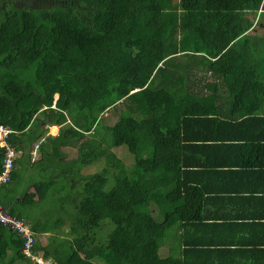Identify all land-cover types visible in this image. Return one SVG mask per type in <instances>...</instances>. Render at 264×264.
Segmentation results:
<instances>
[{
	"label": "trees",
	"instance_id": "16d2710c",
	"mask_svg": "<svg viewBox=\"0 0 264 264\" xmlns=\"http://www.w3.org/2000/svg\"><path fill=\"white\" fill-rule=\"evenodd\" d=\"M42 1L48 5L36 10L0 4V123L13 128L10 142L23 154L0 199L33 228L36 217L18 205L60 201L71 220L69 246L54 233L46 245L36 237L32 251L56 264H209L237 255L255 264L264 253L256 236L231 246L230 238L205 240L202 233L212 231L201 226L197 196L208 185L204 172L250 177L252 154L264 157L255 98L264 94L262 49L245 35L253 26L246 13L264 0ZM208 72L216 82L206 94L194 85ZM48 124L60 127L39 148L49 172L11 204L18 170L31 162L26 144L43 138ZM74 144L77 156L63 160L64 147ZM122 145L130 168L112 150ZM102 157L101 171H84ZM2 163L0 149V171ZM176 227L178 243L168 245ZM194 233L199 241L189 240ZM22 246L0 223V264H39Z\"/></svg>",
	"mask_w": 264,
	"mask_h": 264
},
{
	"label": "crops",
	"instance_id": "0c3cea01",
	"mask_svg": "<svg viewBox=\"0 0 264 264\" xmlns=\"http://www.w3.org/2000/svg\"><path fill=\"white\" fill-rule=\"evenodd\" d=\"M246 16L253 21V26L250 28L245 35L251 36L253 39L250 44L260 42L261 53L260 63L261 71H264V6L262 5L260 9L256 11H248ZM263 43V44H262ZM264 73V72H263ZM263 79H264V75ZM215 77L211 76V73H205V78L202 81H197L195 83L196 88H203L206 90V94L209 92L210 85L214 86L216 82ZM260 95V96H259ZM255 98L258 100V105H260L259 114L264 116V94L259 93ZM255 100L256 103V99ZM253 103V102H252ZM48 129L50 127H56L57 131L52 135H56L59 132V126L55 124H48ZM65 154H68L67 150H64ZM40 156L35 161H39L42 158V153L37 151ZM22 152L18 155L21 159ZM66 155H64L65 157ZM24 160V159H23ZM27 164H24L22 167L24 169L23 173L27 176L26 179V192L34 193V181H30L29 172L35 169L37 166L33 164L35 161L30 158ZM19 164V163H18ZM17 164V167H18ZM262 164V165H261ZM233 169V168H232ZM259 172V176H255L256 170ZM213 172H204L206 176L204 181L208 184L204 190V196L199 194L197 198H202L203 208H201L200 214L206 218L205 224L201 225L204 228H211L212 232H203L202 235L207 237L205 240L214 241L217 239H227L229 240V246L232 244L245 241L244 237L252 239L256 236L260 241H264V233H261L264 228V157L257 154H252L251 162L248 164V171L251 172L250 177H241L240 173L228 170L227 168H220V170L213 169ZM232 173L230 174L229 172ZM22 194L19 192H13V195H10L11 201L13 204L16 200L22 199ZM200 208H195L192 211V214H197ZM68 212L65 208L55 207L50 205L49 207H42L41 212L38 214L34 213L35 225L34 231L36 232L37 241L42 245H46L51 236L54 233H60V230L54 228L53 225L55 222H59V227L67 226L66 231L64 232V241L67 246L71 243V237L68 234L70 231L71 220L67 217ZM260 217V218H259ZM49 225L50 228H47L43 225ZM182 229L180 227L175 228L174 236H170L167 239L168 245H174L178 243L177 239L181 235ZM196 235V233H194ZM234 238V240L232 238ZM189 240H198V236L192 238L189 237ZM205 242V241H203ZM264 243V242H263ZM184 246L186 244L183 242ZM205 249L212 247V244H204ZM228 245V244H227ZM243 245V244H242ZM43 250V249H42ZM44 251V250H43ZM232 252V251H228ZM238 252V251H237ZM239 253V252H238ZM238 257L233 256V258H220L217 260L218 256H213L212 259H209V264L216 261L223 264H253L243 260H240ZM54 258L53 256H50ZM255 264H264V253L260 255V258L256 260Z\"/></svg>",
	"mask_w": 264,
	"mask_h": 264
},
{
	"label": "rangeland",
	"instance_id": "374dc122",
	"mask_svg": "<svg viewBox=\"0 0 264 264\" xmlns=\"http://www.w3.org/2000/svg\"><path fill=\"white\" fill-rule=\"evenodd\" d=\"M6 1L7 0H0V4H4ZM13 1L22 3L23 5H28L32 9H35V10L37 9L36 5H38V4L39 5L40 4L42 5V3H44L43 4L44 6H47L48 5L47 2H45V1H42L41 2V0H13ZM170 38H172V34L169 32L167 34V39H170ZM258 45L260 46V42H259ZM108 112L111 113L112 111H107V112H105L104 115H106ZM117 115H118V112L115 111V113L114 114L111 113L109 115V117H112L113 120H115L117 118ZM47 127L48 126H46L45 136L53 135L57 131V128L55 126L54 127H50L49 129ZM95 132L92 135H94V136L97 137L98 133L96 134ZM32 144L33 143H31L29 146H28V144H26V148H27L26 150H27V152H31L32 149L34 148L35 145L34 144L32 145ZM45 149H46L47 153L52 152V150H51V148L49 146L45 147ZM127 149L128 148L125 145H122L120 147H114L112 150L120 158H122V160L124 161V167L125 168H130L132 166V164H133V162H132V156H131L132 154ZM64 150H67L68 151V154H66V156L63 157V160H68V159L72 158L73 156H77L78 151H77V145L76 144H74L73 146L64 147ZM39 157L40 156L38 155V153L36 154V156H33V154H32V160L33 161H35ZM46 159H48V158H46ZM46 159H45V161H39L37 163V167L35 169H33L31 172H29L30 173L29 174V176H30L29 180L30 181H37V180H39V179L42 178L44 172H46V173L49 172V169L46 168L48 166V164H49V161H47ZM104 167H106L105 158L102 157L100 160L95 161V162L89 164L88 166H85L84 167V171L87 174H92V173L101 171L102 168H104ZM23 171H24V169L20 166V168L18 170V177H17L16 181L13 184V187L16 188V189H18L19 192H21V193H24L25 190H26V179H27V176L24 175ZM34 189H35V187H34ZM42 189L44 190L43 193H46L47 190H48L47 189V185H44ZM40 203H41V205H40ZM40 203L38 202L36 206L35 205L34 206H30V205H22V206H20V205H18L17 211H19L21 214H25V216H26V215H30L32 213L33 214L34 213L35 214H38L39 212H41L42 207L44 209V207L46 208V207H49L50 206L49 203H44V201H41ZM60 204H61V202L58 201L57 202V206L59 208H62V206ZM54 206L56 207V205H54ZM74 212L77 213L76 210H74ZM69 213H70V216H72V217L75 216V214L71 210L69 211ZM27 220L30 221L31 220L30 217ZM58 223L59 222H55L54 225H53V227L54 228H57L58 230H60V235H63V233L67 229V226L59 227L60 224H58ZM43 226H45L47 228H50V226L47 225V224L46 225H43ZM61 230H64V232L61 231Z\"/></svg>",
	"mask_w": 264,
	"mask_h": 264
},
{
	"label": "built area",
	"instance_id": "2783aa9c",
	"mask_svg": "<svg viewBox=\"0 0 264 264\" xmlns=\"http://www.w3.org/2000/svg\"><path fill=\"white\" fill-rule=\"evenodd\" d=\"M13 128L6 123H0V149L3 153L2 170L0 171V186L10 182L12 170L14 168V161L20 151L16 149L10 142V134L13 133ZM46 136L34 143V148L31 151L33 156H36L40 144L45 141ZM0 223L7 228L17 232L23 238V252L39 264H56L52 257H44L42 253L36 254L32 251L34 242L36 241V232L33 227L24 219L12 214L0 199Z\"/></svg>",
	"mask_w": 264,
	"mask_h": 264
},
{
	"label": "clouds",
	"instance_id": "9594fccd",
	"mask_svg": "<svg viewBox=\"0 0 264 264\" xmlns=\"http://www.w3.org/2000/svg\"><path fill=\"white\" fill-rule=\"evenodd\" d=\"M46 137H47V136H46ZM37 141H38V140H37ZM35 142H36V141H35ZM35 142H34V143H35ZM34 143H33V144H34Z\"/></svg>",
	"mask_w": 264,
	"mask_h": 264
}]
</instances>
